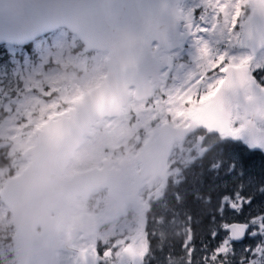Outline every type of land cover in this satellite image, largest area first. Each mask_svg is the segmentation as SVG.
<instances>
[{
    "label": "snow or ice",
    "instance_id": "snow-or-ice-1",
    "mask_svg": "<svg viewBox=\"0 0 264 264\" xmlns=\"http://www.w3.org/2000/svg\"><path fill=\"white\" fill-rule=\"evenodd\" d=\"M185 19L201 44L185 82L172 90L145 87L134 104L120 108L143 145L126 177L139 193V214L124 222L117 238L104 241L102 254L97 244L80 249L79 264H152L150 213L155 217L163 210L175 218L193 198L212 209L211 238L195 247L186 229L187 260L169 264H264V0H198ZM201 33L217 43L204 41ZM19 72L0 79L3 116H19L29 103L32 90ZM41 103L60 108L56 100ZM105 111H111L107 102L101 104ZM49 115L51 122L81 127L74 109ZM197 166L207 175L204 187L198 177L195 185L189 180ZM168 223L160 217L161 227Z\"/></svg>",
    "mask_w": 264,
    "mask_h": 264
},
{
    "label": "rangeland",
    "instance_id": "rangeland-1",
    "mask_svg": "<svg viewBox=\"0 0 264 264\" xmlns=\"http://www.w3.org/2000/svg\"><path fill=\"white\" fill-rule=\"evenodd\" d=\"M197 3L198 0H182L178 4L180 6L177 20L178 23L181 21L180 37L174 44L165 47L157 44L152 46L151 58L156 67L147 79V88L152 90L178 88L195 68L201 44L187 27L185 17ZM200 37L209 44L217 43V38L211 34L201 33ZM29 45L32 46L31 52L23 47L0 45V49H3L0 51V61H3L5 55L8 57L7 61L0 62V79H4L6 74L14 75L16 70L20 69L19 78L23 79L32 90L29 93V103L22 107L19 116L7 117L0 114V264L19 262L16 253L18 246L16 247L12 242L14 233L12 218L3 203L4 191L12 179L28 166L29 150L43 138L42 128L51 120L49 111L74 109L77 103L72 101L79 102L85 98L102 83L106 75L107 53L86 50L77 37L66 29L47 33ZM48 50H51V54H44ZM47 92L51 93V97L44 95ZM128 94L111 115L97 122L82 139L61 178L73 179L91 170L115 172L123 179V185H125L124 181L128 183L127 194L134 197L130 202L125 201L126 197L121 198V196L113 199L109 190L98 187L76 199V206L71 209L72 214L88 217L91 215L97 228L91 230L86 238L82 239L76 234L75 240L69 242L68 248L62 252L64 254L62 260L67 259L70 264H73L76 249L97 244L103 251L104 241L117 238L124 222L136 218L139 214V193L134 188V181L126 177L130 164L137 158L143 145L119 114L121 107L131 106L139 97L135 95L133 88ZM50 100L59 101L60 108L46 109L41 101ZM197 177L200 179L201 187L206 186L208 178L201 166L195 167L189 177L193 185ZM211 211L210 207L198 203L193 198L188 201L184 211L179 212L175 218L168 216L163 210L155 217L150 213L147 231L150 249L154 245L153 253L151 252L152 261L158 260L159 263L165 264L163 262L165 260L166 264H169L170 260L165 257L162 249L171 251V241L170 238L168 239L170 236L175 238L181 247L180 256L176 260L186 261L187 256L183 248L187 239L185 230L191 229L195 247H200L202 241L210 240ZM103 216L107 219L103 220ZM161 216L169 221L166 228L159 224ZM188 216H191L190 221L187 220ZM153 219L157 221L155 228L152 227ZM99 226L100 230L97 232ZM151 242L155 243L152 245ZM193 256L198 262L199 257L195 252ZM160 259H163L162 262Z\"/></svg>",
    "mask_w": 264,
    "mask_h": 264
},
{
    "label": "water",
    "instance_id": "water-1",
    "mask_svg": "<svg viewBox=\"0 0 264 264\" xmlns=\"http://www.w3.org/2000/svg\"><path fill=\"white\" fill-rule=\"evenodd\" d=\"M45 7L39 12L43 22L34 20L29 26L9 24L0 19V43L24 46L37 38L66 29L79 37L92 52L108 51L107 74L103 83L76 104L80 114L79 130L47 122L42 135L49 138L39 141L29 150V166L15 177L6 190L4 202L13 221L16 235L32 238V253L40 251L34 241V232L39 226L41 241H48V233L63 224L65 217L61 207L65 200L85 194L100 185L109 187L116 196L122 194V179L105 170H91L68 182L59 180L68 160L86 132L102 117L110 115L121 105L129 88L134 87L139 95L154 70L150 58V46L158 42L164 46L175 43L176 4L181 0H41ZM81 14H86V23H79ZM112 14L111 22L109 15ZM130 32L134 42L125 40ZM107 102L111 111L101 112V104ZM86 108V111H85ZM140 155V154H139ZM138 155V156H139ZM55 213L57 223L46 227L49 213ZM58 229V228H57ZM40 241V242H41ZM41 243V247L44 244ZM43 248V247H42ZM80 261V253H79Z\"/></svg>",
    "mask_w": 264,
    "mask_h": 264
},
{
    "label": "flooded vegetation",
    "instance_id": "flooded-vegetation-1",
    "mask_svg": "<svg viewBox=\"0 0 264 264\" xmlns=\"http://www.w3.org/2000/svg\"><path fill=\"white\" fill-rule=\"evenodd\" d=\"M179 25H181V21H180ZM124 182H125V186H128V183L126 181H124ZM134 188H135V186H134ZM134 188L132 187V190H134ZM120 196H121V198L126 197L125 201L127 200V202H130L132 200V197H134V195L133 196L128 195L127 190H125L122 193V195H120ZM112 198L118 199V197H116L115 195H112ZM75 206H76L75 203H74V205H73V203H69L68 208H69V210H71ZM105 217L106 216H103L102 219L106 220L107 217L106 218ZM68 219H69V221L67 222V224L63 228H61V230H58L55 237L53 238L52 243H51V247H50V255L49 256L42 253V251L45 249V247H47L49 244V236H46V237H48V241L46 240L45 243H42V241L39 240L40 246H41V243L44 244V246H42L43 248L41 247L42 250L40 252L36 251L35 254H33L34 260H35L33 262V264H70V263H68L67 259L62 260L63 255H64V254H62V252L68 248L67 245L69 244V242L75 240L74 238H75L76 234L80 235L81 238L84 239V238H86L85 237L86 235L87 236L89 235L88 233H90L91 230H94L97 228V224L94 222L91 215H89V217H88V216L82 215V214H77V215L72 214L68 217ZM56 221L58 222L57 216H56L55 223H57ZM99 230H100V226L98 227L97 232H99ZM82 233H83V235H81ZM169 238H170L169 241H171V251H166L165 249H162V251H164L165 257L171 261V260H176L180 256L181 247L179 245V242L177 240H175V238H173L172 236L168 237V239ZM18 242L20 243L21 241H18ZM151 243L153 245L155 242H151ZM80 249H83V248H79V249L75 250V256L72 260L73 264L78 263L77 256L80 252ZM153 250H154V245L151 247L150 251L153 253ZM99 251L102 254L103 251L101 250V247H99ZM162 260L160 262H162ZM163 262L166 264L165 260H163ZM152 264H162V263H159L158 260H155V262L152 261Z\"/></svg>",
    "mask_w": 264,
    "mask_h": 264
},
{
    "label": "clouds",
    "instance_id": "clouds-1",
    "mask_svg": "<svg viewBox=\"0 0 264 264\" xmlns=\"http://www.w3.org/2000/svg\"><path fill=\"white\" fill-rule=\"evenodd\" d=\"M45 7L41 0H0V19L9 24H18L22 27L29 26L34 20L43 22L44 16L39 12ZM79 23H86V14H81ZM125 40L134 42L130 32L125 33ZM20 260L18 264H33L31 258L32 238H27L19 245Z\"/></svg>",
    "mask_w": 264,
    "mask_h": 264
},
{
    "label": "bare ground",
    "instance_id": "bare-ground-1",
    "mask_svg": "<svg viewBox=\"0 0 264 264\" xmlns=\"http://www.w3.org/2000/svg\"><path fill=\"white\" fill-rule=\"evenodd\" d=\"M179 6H180V5H177V10H178ZM178 11H179V10H178ZM179 18H180V17H179ZM128 95L130 96V94H128ZM102 120H103V119H102ZM102 120H101V121H102Z\"/></svg>",
    "mask_w": 264,
    "mask_h": 264
},
{
    "label": "trees",
    "instance_id": "trees-1",
    "mask_svg": "<svg viewBox=\"0 0 264 264\" xmlns=\"http://www.w3.org/2000/svg\"><path fill=\"white\" fill-rule=\"evenodd\" d=\"M0 47H1V46H0ZM23 48L27 49V46H25V47H23Z\"/></svg>",
    "mask_w": 264,
    "mask_h": 264
}]
</instances>
